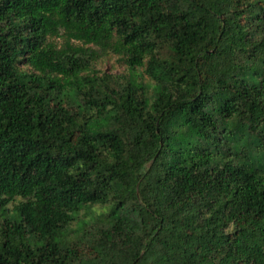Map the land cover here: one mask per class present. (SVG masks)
Returning a JSON list of instances; mask_svg holds the SVG:
<instances>
[{
  "label": "trees",
  "instance_id": "16d2710c",
  "mask_svg": "<svg viewBox=\"0 0 264 264\" xmlns=\"http://www.w3.org/2000/svg\"><path fill=\"white\" fill-rule=\"evenodd\" d=\"M0 264H264V0H0Z\"/></svg>",
  "mask_w": 264,
  "mask_h": 264
},
{
  "label": "rangeland",
  "instance_id": "374dc122",
  "mask_svg": "<svg viewBox=\"0 0 264 264\" xmlns=\"http://www.w3.org/2000/svg\"><path fill=\"white\" fill-rule=\"evenodd\" d=\"M97 68L101 69L102 71H108L111 73L128 74L130 72V69L126 65H124V63L119 62L114 57H107V58L100 60L97 64ZM137 71H138L137 74L139 76L140 82L144 83L145 85H148L151 92L155 91L154 85L151 83L148 76H146L145 73H143V69H138ZM88 207H90V206H88ZM9 208H10V206H9ZM91 208L96 209L97 211H96V213L90 215L89 217H84L83 219L85 221H91V219L93 217H95V215H97L98 213H100L102 211H107V209H103L99 205H94ZM5 216H7L9 218H17L18 213H16L14 210L10 209L9 211L6 212ZM29 242L34 244V240L32 238H29Z\"/></svg>",
  "mask_w": 264,
  "mask_h": 264
}]
</instances>
